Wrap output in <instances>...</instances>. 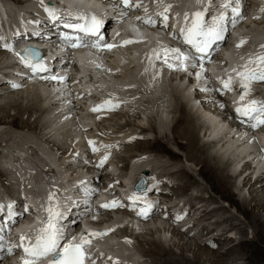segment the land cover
<instances>
[{"label":"bare ground","instance_id":"1","mask_svg":"<svg viewBox=\"0 0 264 264\" xmlns=\"http://www.w3.org/2000/svg\"><path fill=\"white\" fill-rule=\"evenodd\" d=\"M11 1L12 2L14 1L15 3H22V2H28L30 0H11ZM4 2L9 7L11 13L10 14L8 13L9 12L8 9H7V13H6V10L4 9L3 6L1 7V11H2V14L4 15V17L6 19V23H10L13 21V19L11 18L12 14L16 15L15 13H13V10H15V9H13V7L9 3V1L4 0ZM253 2H254V0H246V2H245L247 5L245 7V9L247 7H250V8L243 17V20H244L243 23L248 22L247 17L254 20L255 13L257 14V12L259 13V11H262V9H264V4H263L264 0H255L254 8L256 10L254 8L252 9V7H251L254 5ZM30 4H32V3L31 2L29 3V6L31 7ZM2 5H3V3H2ZM25 7L26 6H21L22 13L25 15H29L30 11L26 10ZM105 11H106V9L102 8V12H105ZM261 16L264 17L263 11L260 13V16H258V17H261ZM33 20L40 21L41 22L40 28L43 29V26L45 25V21L43 24L41 13H37V16L35 18L33 17ZM116 20H118V19L116 18ZM0 21H2L1 17H0ZM115 22H117V21H115ZM259 25L263 26L264 20H262ZM22 26H25V27H21L20 25L17 26L18 31H22L23 29H27L26 25H22ZM111 26L112 25H110L109 28ZM239 27H240V25L237 26V29L243 30ZM8 31L9 32L11 31L10 24L8 25ZM246 31H248L249 34H252L253 35L252 37L256 38L257 42L259 44L264 43V32L253 33L249 30H246ZM158 33L159 32H157V31H156V33L155 32L152 33L151 31H148L146 35L148 36L149 39H148V41H146L144 43L146 45H150L152 42H149V40H155V42L157 44V42H159V40L161 38V36H157ZM234 33H237V31H234ZM0 41L2 43L8 42V45L14 43V40H12L10 38H4V37H2L0 39ZM153 43L151 45H154ZM165 43L166 42H164V44ZM140 45L141 44H137L136 46H133L134 50H137L138 47L140 48ZM85 48H86V50L90 51V47H85ZM152 48H153V46L151 47V49H147L145 51V53L141 56V58H140L141 61H139V63L137 61L136 64L135 63L132 64V65H135V67L132 66V68L130 67V64L134 60L133 56H129L130 59L126 60L127 64L125 65V61L122 63H119L117 57H105V56L102 57L100 55L91 54L89 52H88V54H86V52H81L79 49L74 50L75 53L73 56H80V58H82L83 60L84 59L88 60V62H85V70L87 72L91 73L92 77H93L91 80V76L89 75L90 79L87 80V82L90 84V87L84 86L81 89H78L77 91L79 93L80 92H91V91L93 92V90H97V88L100 89L101 87H104V91L102 93V96L106 97V95H108V92H109L108 86H110L112 84V82H118L121 78L125 77L124 75L128 74L126 76V78H127L131 75H134L135 71H140V70H141V72H140L141 74L137 78L144 80V83H142V88H144L143 93L149 94L147 92L148 87H154L153 90L160 89V83H155L156 76L154 78L151 77L150 80L148 79V76L156 73L155 68H153L151 66L152 65L151 51L154 49V48L153 49ZM0 50L3 53H5V49L0 48ZM241 51L242 50L236 51L238 56H240ZM128 53H130V51L127 48H122L116 52V55L117 56H128ZM2 57H4L3 60H6L5 54H3V56H1L0 59ZM104 60H109L108 65H107V69L112 70L115 68H122L123 71L120 72L119 74L117 73L116 75H113L112 73H109L108 70L102 69V68L98 69V68L94 67V65L92 64V63H102ZM111 60H113V61H111ZM147 68H148V70H147ZM73 69H75V68H73ZM78 69H76V70H78ZM21 71H23V70L21 69ZM224 72H227V71L224 70ZM2 73H4L3 69L0 71V79H6V81H3L2 83H0V112L5 111L7 108H14L16 110V113L14 114L15 115L14 119H18L19 115L23 116L25 113H28V112L34 113L35 111L39 110L40 108H44V111L40 114L41 116L39 115L38 121L40 122L41 119L43 120L44 117L47 116L48 118L50 117L52 119L51 124H53L54 122H57L59 124L60 123L59 121L62 120V118H61V116L57 115L60 113L54 112L53 109H55V108L61 109L60 106L66 105L67 101L70 102L71 104H73L74 110L82 111L81 107L79 105H76V103L82 102L84 104L83 100L77 99V98H75L74 100L73 99L72 100L71 99H64L67 97L62 96V95H67V94H64L66 92H64V91L56 92L55 84L51 83V82H44L43 81V82H40L39 84L35 83L36 77L34 75H31L28 78H23V81L19 80V83H22V82H24V79H26V81L23 83V84H26V87L20 89L21 92L11 91V92L7 93L8 89H11L13 87H10V83H11V82H9L10 77L4 75L5 73L4 74H2ZM180 75H182V73ZM159 76L162 77V80L167 79L168 88H169V95L173 96V98L176 97V103H175L174 107H173L174 102L172 103V105H171L172 109L171 110L174 112H175V109H176V112L179 111L178 112L179 115L176 116V118L174 119L175 120L174 126H176V127L181 126V129H178V130L176 129L175 135L173 136V140L172 139L171 140L168 139V140L177 144L179 139H184L185 141L181 142L182 144L184 143L183 146H181V147L185 148L187 150V158L186 159H189V161H192L193 163L195 162L196 165H200L201 167L204 166V167L210 168L211 172L214 171L215 173H217L219 176H221V178L220 177L217 178L218 183H224V184L229 183V182L231 183L230 179H233L232 184H235L238 180H240L239 187L242 190L245 187H248V197L247 198L246 197H240V198H238L237 201L240 204V206H243V205H246V203H249L251 205L250 211L252 209L255 213H257V215H255L253 218V222L258 226L262 225V224L264 225V219L260 218V217L264 216V169L261 171H258V172H257V170H255L253 172L255 167L256 168L257 167H264V164H261V163H264V156L261 155L260 152H257L255 154L256 155L255 157H257V158L259 157V159H258L259 161L258 162L256 161V163L253 167V165H251L249 163V161H251L250 157L237 155L238 149H239V152H241L240 150H243V149L254 148V146H255L254 143L253 142L249 143V142L245 141V139H241V137L244 135V132L241 133V129L234 130V127L238 126L237 123L227 121V124H224V120H226L227 118L223 115V113L220 110H218L215 107L217 100L213 99L212 97L211 98H208V97L200 98L203 94V89L200 87V84L198 85L195 83L196 80L194 77H192L190 75L186 76L184 74L183 77H187V85L182 86L181 83L184 84L183 82H181L180 84H177V83H175V80L174 81H173V79L170 80L171 75H169L167 77V75L163 73ZM12 78L18 80L19 75L13 74ZM126 78H125V80L129 81V79H126ZM182 81H183V79H182ZM28 83H32V84H28ZM27 85H30V86H27ZM256 85H257V87H256L257 90L264 88L263 82H257ZM50 87H51V89H50ZM191 87L194 90L193 93H190L189 89ZM29 88H30V91H33L35 93L34 96L36 98L32 96V99L30 98L31 102H29L27 104L28 106L23 108L24 105L22 103L24 102V99H26L27 94L23 93L22 90L27 89L26 91L28 92ZM136 91H137V89H136ZM165 92H167V91L165 90ZM4 93H6V94H4ZM69 94H71V93H69ZM150 94H152V91ZM139 96L140 97L136 100L137 102L142 100L144 97V95L142 93H140ZM83 97H85V96H83ZM167 100L165 98L164 103L163 102L159 103V104L153 103L152 105H153V107H154V105L159 107L160 105L165 104L167 102ZM196 100L199 101L198 104H197V102H193ZM21 101H23V102L21 103ZM37 103L41 104V107H37ZM156 114H158V112H156ZM229 115H231V114H229ZM34 116H35V114H34ZM89 117L93 118L94 116L89 114ZM138 117H140V116H138ZM0 119H1V117H0ZM74 120H70L69 123H74L76 125V123H75L76 120L75 121ZM174 120L171 119V122ZM163 121L164 120L161 119V121L159 122L158 126H159L160 130H163V129L166 130V129H168L166 127L171 126L170 123L168 125L167 122L165 123ZM41 123H38V124H41ZM153 124H154V126L152 129H155V132H158V130L156 129L155 123H153ZM45 126L47 127L48 125L46 124ZM45 126L43 129H45ZM128 126H132V124L129 122H127V123L125 122L124 126L122 125L121 128L114 130L113 133L116 134V133L120 132L121 130H123L124 128H127ZM76 127L79 129V127L77 125H76ZM41 128H42V126H41ZM137 128L141 129V132H145L148 129H150L148 126L141 125V124H138ZM173 129H174V127L171 128V130H173ZM231 129L235 131V135L234 136L231 134L226 135V133H228ZM207 131H208V134L209 133H217V135H215V139L209 140L208 139L209 136L206 135ZM257 131L261 132L262 129L261 128L257 129ZM135 133H136V130H135ZM165 136L167 137V133H165ZM137 137L139 138V136H137ZM158 137H163L164 139H166L163 136V133H161L160 136H158ZM114 139L116 140L117 138H114ZM137 140L132 143V146H135L138 149L143 144L144 145H150L151 144L150 142H147L141 138H139ZM222 140H223V142H222ZM231 148H233V149H231ZM18 149H20V148L18 147ZM225 150H227V152ZM63 151L64 152L60 155L61 158L59 157L58 159H62L63 163H64V160L65 161L68 160V164L61 166L62 172H65L67 174L70 172V169H71V166H69V163L73 164L76 161H80V160L72 157V152H73L72 149H70L71 153H70L69 157H68V155L66 156V154H65L66 151H69V150L66 149ZM165 152H166V154L170 155L169 154L170 151L166 150ZM172 155H174V154H172ZM246 155L251 156L248 154H246ZM136 156L137 155L135 154V157ZM140 159H143V157ZM138 161H140V160L139 159L134 160L131 167L135 168L139 164ZM154 165L157 166V168H159L158 173H157V178H159V182H165V183H162V185H166V184L168 185L169 184L170 187H168V188L172 192V194L167 195L168 188L166 187L167 186L166 185L163 187L165 189H163V188L160 189L161 193H159V194L162 196L164 195L166 198H173L174 195H176V197L180 196L183 193L181 188L185 186V181L183 178L187 179V177H191L190 175H193V173L190 171L191 169L187 166L186 167L182 166V167L178 168L177 170L168 171V170H165V168L163 166H160L157 163ZM144 168H145V166H143V164H141L140 170H143ZM82 169L83 168H81V171H82ZM200 169L201 168L199 167L198 171ZM78 170H79V168L77 169V171ZM77 171L75 168L73 172L77 173ZM70 173H72V172H70ZM199 173H200V171H199ZM178 174H182V175H178ZM162 175H164V176H162ZM252 175H253V177H251ZM33 178L34 177H32V179ZM171 178H175L178 182L175 184V182L171 181ZM250 178L252 180H250ZM165 179H169V181H166ZM225 179H228V180H225ZM111 180H113V178ZM62 181L63 180L56 181V183H58V186H60V183ZM56 183L54 182L53 185ZM34 186L39 188V186H37V182H35ZM192 186H194V185H192ZM95 187L97 190H99V188L97 186H95ZM190 188H192V187H190ZM42 193H43V191L38 192L37 195L32 194V198L33 197L38 198L41 196ZM50 193H54L53 199H55V201L58 203V199H57L58 198V191H57V189L55 188L53 190H50L46 195L49 196ZM226 195H228V193ZM224 197H226V196L224 195ZM186 201H187L186 204H188V207L187 208L185 207L183 209V210H185V215L191 214L192 211L194 212V211L198 210L199 215L196 218H199V219H203V220L207 219V218L209 219V216H213L214 213H217L219 210H221V207H219V205H213V204L211 205L210 204L211 202H208V197L205 198V196L192 194L189 198L186 199ZM198 202H199V205H196ZM222 209L224 210V207H222ZM186 212H187V214H186ZM172 216H173V214H168L167 218H169L170 221L174 220V222H177V223L181 221V220L177 221V218L173 219ZM125 218H127V217H121L120 219L122 222H124ZM196 218L194 219V221H192L191 225L196 226L199 224V222H201V221H199V219H196ZM231 218H233V217H231ZM97 219H99L98 216H97ZM229 220H230V218H227V217L215 219V221L212 222L211 224L208 223L207 225H204V229L209 230V232H211L212 230H214L215 228H219L222 224L226 223ZM129 223L130 222H128V224L126 223L125 226H123L124 224L122 225L123 229H121V233L127 234V236H131L130 238H132L134 236L135 239H137V241L140 242V244H143L141 241L142 240L144 241V238L139 233V231H141V230H136V228H139V227L136 225H133L132 223H130V224ZM181 223H182V221H181ZM168 224H169L168 226L166 223L161 224L162 227L160 225H158V226H160V228L165 229V228H169L171 226V222H169ZM233 226H232V224H230L229 229L228 228L222 229L221 232L216 233V235L214 234V237L212 239H210V243H212L211 241H215L216 239H219L222 236H225L227 238V236H229L228 232H230V230L233 229ZM173 227H175V226H173ZM180 228H183V227L180 226ZM199 229H201V226ZM177 230H179V228L176 227L174 229V231L177 232ZM217 230H221V229H217ZM179 231L177 233H179ZM193 232L195 233V231H192V233ZM199 232L202 233V231H200V230H199ZM194 233L191 234L192 237H195L196 233L195 234ZM133 234H135V235H133ZM147 234H149L151 236L154 235L153 233H150L149 231L147 232ZM113 237L116 238V236H113V233H111L109 235L108 239L105 240L103 243L104 244L108 243V240L113 239ZM181 237H183V236L181 235ZM197 237L199 238V236H197ZM158 238L160 239L159 242L155 241L157 239L147 241L149 245H152L150 247H154V248H148V250H144L145 247L143 246L142 252L144 254L148 255L150 258L153 257L154 258L153 261L155 263H158V264H170L172 262H176V261L178 262L179 258L175 257L176 255L173 252H171L172 249L171 250L170 249H168V250L164 249L163 251H161L162 249L160 248V246H164L162 244L161 240H163L165 238V236L164 237L158 236ZM178 239H180V238L178 237ZM230 239H231L230 241H234L233 238H230ZM202 241L204 242L207 240H202ZM194 243H197V241H195ZM207 243H209V242L207 241ZM203 245H206V244H203ZM203 245H199L198 243H197V245L196 244L191 245V243H190V246L186 245V246H188L186 248L187 249H193V251L196 249H201V247L204 249H212L209 247H204ZM223 245H221L219 247V249H225V250H223L222 252H220V251L218 252L220 255H223V256H220V257L218 256L217 258H211L210 264H230L231 263V261H230L231 259H229L230 254L227 255L226 253H228L230 251L229 249H235L234 248L235 246H230L229 243H227L226 246H228V247L222 248ZM234 245H236V244H234ZM198 252H200V251L198 250ZM205 252L215 255L214 251L207 250ZM185 259L186 258L183 257L182 264L184 263V261H185V264H193V263L189 262L187 259L186 260ZM234 260H236V259L232 258L233 262H234ZM207 262H208V260H207Z\"/></svg>","mask_w":264,"mask_h":264},{"label":"rangeland","instance_id":"2","mask_svg":"<svg viewBox=\"0 0 264 264\" xmlns=\"http://www.w3.org/2000/svg\"><path fill=\"white\" fill-rule=\"evenodd\" d=\"M2 1H4V0H2ZM253 3H254V5L251 6L252 9L255 6V0H254ZM13 4L15 6H17L14 1H13ZM257 14H258V16H260V13L257 12ZM254 20H252L249 17H247V21L248 22L247 23H242L240 25L241 26L240 28L243 29V27H244V28H246V30L248 29L249 31H251L253 33L264 32V25L263 26L259 25L261 23V21H262L260 19V17H259L258 22L254 21ZM263 20H264V18H263ZM148 31H151L152 33H154V32L156 33V30L152 31L151 29H148ZM152 41L154 42L153 44H156L155 40H149V42H152ZM132 49H134V48H132ZM1 52L2 51L0 50V53ZM2 53L0 54V57L3 56L4 53L3 54ZM129 56H131V52L128 53V56H126V60L130 59ZM133 59H134V57H133ZM126 60H125V65L127 64ZM111 61H113V60H111ZM137 61L133 60V62H131V64H130V67L131 68H132V66L135 67V65H132V64H134V63L136 64ZM127 75L128 74L124 75L125 76L124 79L126 78ZM176 76H177V74H175L174 76L171 75L170 76L171 77L170 80L173 79V81L175 80V83L180 84L182 82L181 80H182L183 76L181 77V75H180L178 79L176 78ZM122 79L123 78H121L119 81H122ZM2 82L3 81L0 80V83H2ZM181 85L182 86H186L187 83L186 84L185 83L184 84L181 83ZM19 89L17 88V89H14V90L15 91L17 90L16 92H21ZM190 89L192 90V93H193L194 92L193 88L191 87ZM26 90L25 89L22 90L23 93L27 94L26 99H24V102L21 101V103L23 102L22 104L24 105L23 108L28 106L27 104L29 102H31L30 98L32 99V96L35 97L34 96L35 93L33 91H30V88H29L28 92ZM11 91H13L12 88L8 89L7 93H9ZM4 94H6V93H4ZM173 99H174L173 100V102H174L173 107H174V105L176 103V97H174ZM166 100H167V98H166ZM168 101L169 100H167V102L165 104H167ZM197 101L198 100L193 101V102H197ZM155 106L156 105H154V107ZM37 107H41V104L37 103ZM154 107H152V108H154ZM157 107L158 106H156L155 108H157ZM43 111H44V108H40L39 110L35 111L34 113H29L28 112V113H25L23 116L19 115L18 119H14L15 118L14 114L16 113V110L14 108H7L5 111L0 112V117H1V119H0V147H4L3 144L7 143V139L11 138V144H10L11 148H15V146H20L21 149H23V151L26 154H28L29 156H31L34 159L36 158L38 153L42 152L43 150H45L47 152H50V153H54L53 155H55V156H53V157H57L59 155V153H58V151L56 149H59L62 146H66L67 150L69 149V151H70V149L73 150V148L71 146L69 147V143L71 141L70 137H72L75 134L74 127L69 123V121L72 120V119L66 121V122H68V123H66L67 125L61 123L62 121L60 120L59 124H61V125L63 124V126L60 127V129H59V127L54 128L53 132L49 135L50 136L49 137V136H46V135L48 134V132H51V130L48 131V129H47V131H45V129H43L44 126L46 125L45 121H43L44 119L43 120L41 119L40 122L38 121L39 115ZM158 111L159 110H156V112H158ZM178 112H176V109H175V112L172 111V110L168 111V112H164L165 120L163 122H165V123L167 122L168 125L170 123V125H171L169 127H166V128H168L166 130L165 129L160 130L159 127L157 126V125H159V122L161 121V118H160L161 116L160 115L153 116L151 113L149 114V116H145V118H138L137 116L132 117V116H128L126 114H124V115L115 114V116L112 115L113 117L112 116L106 117V119H107L106 121L98 122L97 126L99 128H101V129H99V128H97V129L100 132H102L103 134H112L114 132V130L121 128L122 125L124 126L125 122L126 123L129 122V123L132 124V126H128L129 128L127 127L128 129H131V130H136L137 129V125H138L137 123H140V124H143L145 126H148L150 129H148L145 132H141V129H140V132H141L140 135L141 136H139V137L140 138L143 137L141 139H144L145 141L150 142L151 143L150 145H144L143 144L139 149L136 148L135 146H133L131 148L133 150L126 151L124 149L122 152H120V153L128 155L127 156V163H129L130 156H133V158H135V154L136 155L138 154L137 153L138 150H140V151H144L145 150L144 152L150 153L149 156H154V160L157 161V164L160 165V166H163L165 168V170H168V166L169 165L176 164L177 167L174 170H177L178 168H180L182 166H185V165L187 166L188 165L192 169L190 171L191 172L193 171L192 173L195 174V171H197L199 169V167H200L201 168L199 170L200 173H199V171H198V173L203 177V179L205 180V183H202L199 179L195 178L193 175H190L191 177H187V179L183 178L184 181H185V186L181 188L182 192L185 191V193H186L187 189L190 190V187H192V185H194L196 183V181H197L198 184L195 187L193 186V189L196 188L194 193L199 194L201 196H206V198L209 195L208 196V202L214 203V205H219V207H221V210H219L215 214L216 219L227 217V218H230V220L227 221L226 223L222 224L219 228H215L214 230L209 232V230L204 229V225H207L209 223L207 221L208 218L204 219V220L196 218V219H199V221H201V222H199V224L196 225V226L192 225L193 228L191 227L192 229H195V230H193L196 233L195 234L193 232L195 234V237H192L191 234H193V233L192 232L189 233V229H187L188 231L186 230V232H185V229L180 228L181 221L177 223V222H174V220L170 221L169 218H167V221H162V222H159L157 224L154 223V222H151L149 225H146L144 227L143 231H139V233L143 236L144 241L142 240L141 242L143 244H140V242H138L137 239H136L138 245H140V247L144 246L145 247L144 250H148V248H154V247H150L152 245H149L147 241L153 240V239L154 240L157 239L155 241L159 242L160 239L158 238V236H162V237L165 236V238L163 240H161L162 244L164 245V246H160V248L162 249L161 251H163L164 249H166V250H168V249L171 250L172 249L171 252H173L176 255L175 257L179 258L178 262L176 261V262H172L170 264H182L183 257L186 258L189 262H191L193 264H210V259L211 258H217L218 256L219 257L223 256V255H220L218 252L219 251L222 252L225 249H219V247L225 243L222 246V248L223 247L227 248L228 246H226V245H227V243H229L230 246H235L234 247L235 249H229L230 251L228 253H226L227 255L230 254V256H229V259H231L230 260L231 261L230 264H264V225L262 224V225L258 226V225H256L253 222V218H254L255 215H257V213H255L252 209L250 211V208H251L250 206L251 205L249 203H246V205L240 206V204L237 201L238 198H240V197H246V198L248 197V187H245L242 190L239 187L240 180H238L235 184H232L233 179H230L231 183L229 182L230 180L228 181L229 183H226V184L218 183L217 178H219V177L221 178V176H219L214 171L211 172L210 168H207V167H204V166L201 167L200 165H196L195 162L193 163L192 161H189V159H186L187 158V150L185 148L181 147L184 144V143L182 144L181 142H183L185 140L184 139H179L177 144H175L172 141H170L171 139L173 140V136L175 135L176 129L177 130L181 129V126H177V127L174 126V123H175L174 119L176 118V116L179 115ZM34 114H35L36 117L34 116ZM44 118H47L48 119L47 123L51 124L52 119L50 117L48 118L46 116ZM171 119L174 120V121L171 122ZM38 123H41V124H38ZM94 123H96V122H94ZM153 123H155L156 129L160 133H163V136L166 139H164L163 137H158L157 136V134L155 132V129H152L153 126H154ZM59 124L57 122H54L52 124V126L55 127L56 125H59ZM224 124H227L226 120H224ZM47 125H49V124H47ZM41 126H42V128H41ZM104 126H112L113 128L108 132L107 130H105V131L103 130ZM172 127H174L173 130H171ZM124 129H126V128H124ZM79 130L80 129H78V132H79ZM123 130L118 132L119 136H121V133H122ZM118 133H116V135H118ZM165 133H167V137L165 136ZM135 136H138V135H135ZM168 139H170V140H168ZM58 145H62V146H58ZM131 145L132 144H130L127 147H130ZM47 146H50V147L48 148ZM56 146H58V147L56 148ZM146 149H148V150H146ZM178 149L180 151H177ZM166 150L170 151L169 152L170 155L166 154V152H165ZM67 152L68 151H66V153H65L66 156H67ZM172 154H174V155H172ZM258 159H259V157L258 158L256 157V159L251 158L250 159L251 161H249V163L251 165H253V167H254L256 161L257 162L259 161ZM59 161L61 162L62 159H59ZM64 162H65V160H64ZM182 162H184V165L182 164ZM62 163H63V161H62ZM119 163H121V162L119 161ZM73 164L74 165H72V166H74V167H72V168L74 169L76 165H75V163H73ZM118 169H123L122 173L124 174L129 168L127 166L119 165ZM73 171L74 170H72V172ZM76 171H77V169H76ZM168 171H171V170H168ZM5 175L6 174L3 175V178L6 177ZM178 175H182V174H178ZM251 177H253V175ZM171 179L174 180L175 178H171ZM2 180H3L2 182L5 183V185L9 183V181L6 178L2 179ZM167 180L169 181V179H167ZM225 180H228V179H225ZM250 180H252V179L250 178ZM177 182L178 181L176 180L175 184ZM167 187H170V185L168 184ZM6 188H8V187H6ZM210 190L213 192V194H211ZM227 193H228V195H226ZM170 194H172V192L168 188L167 195H170ZM224 195L226 197H224ZM162 197H165V196L163 195ZM226 202L230 204L229 207H227V205H226L227 203ZM187 207L188 206H186V208ZM222 207H224V210L222 209ZM196 211H198V210H196ZM186 214H187V212H186ZM210 217L211 216H209V218ZM231 217H233V218H231ZM260 218L264 219V216H262ZM125 219H127V218H125ZM194 219L192 221H194ZM128 222H126V223L128 224ZM142 222L143 223H148V221H146V220H143ZM169 222H171V226L169 228H165V229L160 228L161 224H165L166 223L167 226H168ZM126 223L123 226H125ZM230 224H232V226L234 225L233 229L230 230V234L231 235L234 234L237 237L236 239L233 238L234 241H230L231 240L230 238H232V237H230V235L229 236L226 235L227 238L225 236H222L219 239H216L215 241H211L212 243H210V239H212L214 237V234H213L210 237V239L207 240L209 242V243H207V241L203 242L202 241V240H204V239H202L203 237L199 236V234L201 233V232H199V230L202 231L203 235H206L207 233H208L207 235H210L212 232L216 231L217 229H227V228L229 229V225ZM158 225H160V226H158ZM173 226H175V227H173ZM200 226H201V229H199ZM176 227L179 228V230L181 229L180 231L177 230V232L179 231V233L174 231V229ZM181 227H183V226H181ZM196 228H198V229H196ZM121 229H123V228H121ZM118 231H120L119 228L116 229V232H118ZM148 231L150 233H153L154 235L151 236V235L147 234ZM185 234H188V236L185 235ZM133 235H135V234H133ZM181 235L183 237H181ZM117 236H119V235H117ZM197 236H199V238ZM178 237L180 239H178ZM113 239H116V238L113 237ZM195 241H197V243L199 245L206 244V245H203V246L204 247H209V248H212V249H204V248L201 247V249H196V250L193 251V249H187L186 248V247L190 246V243H191V245H195V244L197 245V243H194ZM233 243L236 244V245H234ZM186 245H188V246H186ZM198 250L200 252H198ZM207 250L214 251L215 255L205 252ZM196 254L197 255L199 254V255L197 256ZM147 256H145V257L148 259V264H158V263H155L153 261V259H154L153 257L150 258L149 256L148 257ZM204 257L208 260V262H207V260ZM232 258L236 259V260H234V262H233ZM183 264H185V261H184Z\"/></svg>","mask_w":264,"mask_h":264},{"label":"snow or ice","instance_id":"3","mask_svg":"<svg viewBox=\"0 0 264 264\" xmlns=\"http://www.w3.org/2000/svg\"><path fill=\"white\" fill-rule=\"evenodd\" d=\"M118 3L122 6V14H126V11L131 8L140 7V3H133L132 0H118ZM208 7L201 9L194 13V18L192 20L191 27L186 29H181L180 35L183 36L185 44L191 45L192 49L195 50V54H186L178 48L166 49L165 50V60L164 63L167 64L169 68H177L187 70L189 64L191 67L197 66V61H203L204 59L210 56V52L213 49V46L219 41L225 40L226 33L229 32V26L232 28L235 27L239 19H242V0H222L219 7L223 9L218 14L211 17V21L205 20V15L211 9L213 0H207ZM172 8V5H167L163 8L162 11L156 13V18L154 17H137V19H143L144 23L155 26L157 23V18H162L161 22L167 27L168 15L167 13ZM49 17L53 21L62 20V17L56 15V12L48 8L46 9ZM147 11V9H145ZM264 11V9H262ZM188 16L185 14V21H187ZM105 21L97 17L91 12L79 13L77 12L70 21H64L63 26L65 28L71 29L73 34L63 33L62 39L72 48L78 47H91L94 49H101L102 47H107L111 49L112 44H102L103 35L101 33V28L104 26ZM95 39H92V38ZM131 41H125L129 43ZM245 43L244 40L240 41V44L237 47ZM5 48L10 49V46L5 44ZM264 47V45H262ZM169 54H171L169 58ZM21 61L26 67H28L33 73L46 72L48 68L42 62L40 53L37 50L27 49L24 51V55H20ZM159 59V55H157ZM252 65V67H249ZM202 71L196 73L197 77L200 78L203 72V64L200 63ZM233 71H236L235 69ZM237 76L240 79V85L245 95L254 90L250 87L251 84L255 82L264 81V53L258 55L255 58H250L248 63L242 66L241 71H237ZM44 79H64V77H43ZM223 89L231 90L230 83L231 77L229 80H221ZM20 85L12 83L11 87L17 88ZM208 91L207 88L203 89ZM219 91V90H218ZM245 95H241L240 100L245 99ZM101 107H109L115 109L118 105L110 104L109 101H105L104 105L93 108L92 111H98ZM238 118L241 119L242 123H248L253 129L259 128L264 125V101L258 100H249L248 103L242 107H237L235 109ZM89 143H92L91 141ZM97 149L93 148V151ZM108 159L105 156L101 162L100 166H103L104 162ZM54 193L49 194V206L46 208L47 212V221L39 230L36 244L33 248H24L26 253H30L33 256L39 257H48L52 256L53 259L51 264H84L85 254L82 251V246L88 243L87 236L81 238L80 244L69 242L63 247H61V241L64 240L65 231L63 226L60 224V221L63 220L64 214L59 210L58 203L52 204ZM129 199L133 202L132 207L135 208L136 202L140 201L141 206L140 210L137 213L139 216L147 219L149 213L153 207L151 201H142L141 197L136 193H133ZM109 206H119V202H112V205H103V207ZM7 220L8 222L14 224L16 223L17 216H23L24 212H27V207L24 208L23 212L17 213L15 211V206L12 203H9L7 206ZM5 211V206L0 204V212ZM182 219V217H177V220ZM0 231H3V223H0ZM106 234V233H104ZM94 235H101L96 233ZM24 236H21V241L24 240ZM74 240V237L72 238ZM3 236H0V252L7 251L8 254H12L13 250L17 247L16 244H11L5 248ZM111 259V258H109ZM28 264V262H25ZM94 264V262H93ZM118 264V261L115 262Z\"/></svg>","mask_w":264,"mask_h":264}]
</instances>
